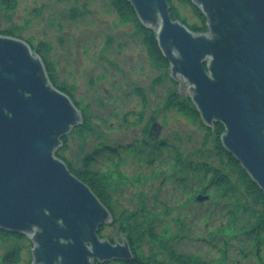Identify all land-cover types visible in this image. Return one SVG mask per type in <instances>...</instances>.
<instances>
[{
    "label": "water",
    "instance_id": "1",
    "mask_svg": "<svg viewBox=\"0 0 264 264\" xmlns=\"http://www.w3.org/2000/svg\"><path fill=\"white\" fill-rule=\"evenodd\" d=\"M126 1L154 32L178 94L188 89L206 127L223 126L224 149L264 193V0H190L204 33L171 18L167 0ZM82 121L30 45L0 34V230L31 242V264L132 258L126 238L98 235L111 212L55 155Z\"/></svg>",
    "mask_w": 264,
    "mask_h": 264
},
{
    "label": "trees",
    "instance_id": "2",
    "mask_svg": "<svg viewBox=\"0 0 264 264\" xmlns=\"http://www.w3.org/2000/svg\"><path fill=\"white\" fill-rule=\"evenodd\" d=\"M0 1L6 11H12L16 7V0ZM110 1L120 22L134 24L135 33L140 36L150 65L158 70H167L168 62L158 47L154 32L140 25L133 8L125 0ZM173 1L188 5L195 21L190 23L181 17ZM167 2L170 5L171 18L179 20L195 33L206 32L205 18L190 0ZM76 13L78 12L72 9L69 16L74 17ZM16 30L15 27L0 29V34L17 38ZM24 41L43 61L53 86L67 94L78 108L70 88L57 83L53 67L46 57L48 46L44 43L32 46L29 39ZM165 78L168 76L165 75ZM136 94L140 97L143 95L140 89ZM171 109L190 121L200 120L190 99L181 98L174 89L169 91L164 105L165 111ZM79 110L83 116L82 123L61 139L62 145L55 155L65 162L72 174L84 183L112 214L111 185L115 181L125 180L120 169L123 160L120 149L149 165L151 177L162 176L156 194L148 197L149 204L144 196L147 193H142L137 207L122 212L113 220L118 236L126 238L132 258L127 262L114 261L104 264H264V193L224 149L220 140L224 131L221 124H214L212 129L200 123L205 131L203 142L199 148L189 152L187 160L176 145L149 138L150 127L154 123L152 120L153 122L150 121L144 127L141 141L134 140L132 144L122 147L100 144L83 157L79 167H73L64 155L68 142L77 137L82 145H85L90 134L97 133L95 125L90 122V116L83 109ZM141 115L138 114L139 118H142ZM124 122L129 124L128 119ZM102 152L105 153V169H92L95 156L102 155ZM156 155L163 167L160 172L152 170L151 167ZM141 177L145 178L143 175ZM135 181L139 182L138 179ZM166 181L173 185L171 194H165V197H169L167 200L160 198ZM199 194L208 196V200L196 202L195 197ZM148 205L152 207L148 208ZM199 209L202 216L198 212ZM196 222H201L199 227H196ZM193 227L204 232L198 235L196 240L204 244V249L209 253L204 254L208 255L206 257L199 250H180L184 240L192 241L190 236ZM103 228L104 226L100 227L98 231L101 238L105 237L102 235ZM25 238L0 230V264L21 263ZM108 239L112 240V237ZM5 243L9 245L1 252V245ZM144 244L149 246L147 252L142 249L141 245Z\"/></svg>",
    "mask_w": 264,
    "mask_h": 264
},
{
    "label": "rangeland",
    "instance_id": "3",
    "mask_svg": "<svg viewBox=\"0 0 264 264\" xmlns=\"http://www.w3.org/2000/svg\"><path fill=\"white\" fill-rule=\"evenodd\" d=\"M173 4L181 17L190 23L195 21L188 5L175 1ZM72 9L78 12L74 17L69 16ZM9 27L17 28V38L29 39L32 46L38 43L48 46L46 57L57 83L70 88L78 108L83 109L95 125L97 133L90 134L85 145L77 137L68 142L64 155L73 167H79L83 157L100 144L122 147L134 140L141 141L144 127L152 120L160 126L157 139L176 145L185 160L191 150L201 146L205 136L201 120L190 121L172 109L164 110L169 91L177 92L179 84L169 77L168 69L158 70L150 65L134 24L120 22L110 0H16L12 11H6L0 1V29ZM139 89L142 97L136 94ZM187 93L188 89L185 96H179L188 98ZM104 154L95 156L92 169H105ZM120 155L123 158L120 169L125 180L115 181L110 188L111 210L115 217L137 207L142 193H147L144 196L149 204L148 197L156 194L162 180V176L151 177V168L138 157L123 149ZM153 160L152 170L160 172L163 167L157 155ZM172 187L168 181L164 182L160 198L169 199L165 194H171ZM198 212L202 216L201 209ZM200 223L196 222V227ZM191 229L192 241L184 240L180 250L209 254L204 244L196 240L203 230ZM113 234L119 240L116 224L105 225L104 238H113ZM7 245H1V252ZM141 246L148 251L149 246ZM31 248V242L25 238L20 264L31 263Z\"/></svg>",
    "mask_w": 264,
    "mask_h": 264
},
{
    "label": "bare ground",
    "instance_id": "4",
    "mask_svg": "<svg viewBox=\"0 0 264 264\" xmlns=\"http://www.w3.org/2000/svg\"><path fill=\"white\" fill-rule=\"evenodd\" d=\"M214 127V126H213ZM213 127H212V129H213ZM209 128V127H208ZM220 140H221V137H220ZM221 143H222V141H221Z\"/></svg>",
    "mask_w": 264,
    "mask_h": 264
}]
</instances>
